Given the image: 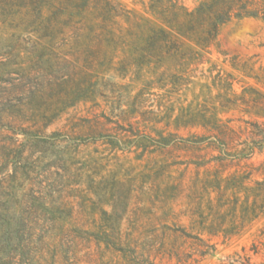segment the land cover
Returning <instances> with one entry per match:
<instances>
[{
	"label": "rangeland",
	"instance_id": "374dc122",
	"mask_svg": "<svg viewBox=\"0 0 264 264\" xmlns=\"http://www.w3.org/2000/svg\"><path fill=\"white\" fill-rule=\"evenodd\" d=\"M57 6L0 0V264H264V20L185 73Z\"/></svg>",
	"mask_w": 264,
	"mask_h": 264
},
{
	"label": "trees",
	"instance_id": "16d2710c",
	"mask_svg": "<svg viewBox=\"0 0 264 264\" xmlns=\"http://www.w3.org/2000/svg\"><path fill=\"white\" fill-rule=\"evenodd\" d=\"M54 1L58 4L56 16H67L70 21L82 17L87 10H93L94 23L91 26L83 23V19L75 24L88 30L94 40L102 37L109 44L119 43L117 46L134 56L139 66L155 67L169 60L174 69L185 73L210 63L211 49L216 46L219 30L224 24L232 19L264 20V0H199L193 7L187 6L184 0H147L149 18L125 9L119 0ZM119 19L124 20L127 28L117 34L112 26L119 25ZM212 69L209 72L212 73ZM172 77L177 84L183 79L181 75L173 74ZM216 79L223 87L232 90L233 82L228 81L227 75L223 77L218 71ZM210 125L206 123L202 127H210L212 132L218 130L215 124ZM219 137L225 155L230 156L226 151L228 134Z\"/></svg>",
	"mask_w": 264,
	"mask_h": 264
}]
</instances>
